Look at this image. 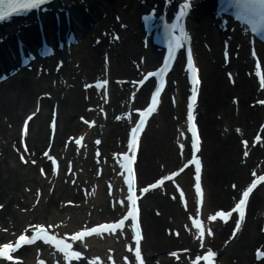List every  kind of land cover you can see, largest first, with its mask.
<instances>
[{"label": "bare ground", "instance_id": "bare-ground-1", "mask_svg": "<svg viewBox=\"0 0 264 264\" xmlns=\"http://www.w3.org/2000/svg\"><path fill=\"white\" fill-rule=\"evenodd\" d=\"M69 1V0H66ZM89 2V18L90 20H93V26H89L87 24V15L81 11L82 6L78 4H75L76 6L74 9L71 8L69 11L71 14L70 19V26L71 29L76 31L79 35V37L82 40V45H84V49L81 53H79V57L81 60V66H83L86 61L88 60L91 64L93 63V58L96 56L95 61L97 60L98 53L104 50L108 51V48L103 49L104 44H96L92 46L90 44V36L92 33L97 32V28H101L104 26H107L108 24H113L112 28H116L115 25H118L114 20V22H110L109 15H113L114 13H118L120 16V19L122 21L129 24L128 30L127 28L124 30H120V33H122L124 40L121 45V48L123 50L116 51L115 58H118L120 68H117L114 64V62H111L109 66V71L111 74L116 75L118 72H122V74H126V72L131 73L129 67V62L127 58L134 57L136 52L139 51V42L137 34L139 33V24L137 21V18L135 15L139 14L141 11L140 6L137 5L134 6L133 2L134 0H111L108 2V0H85ZM158 1V0H146L147 4H152V2ZM65 2V1H64ZM78 2V1H76ZM75 2V3H76ZM124 4V5H123ZM159 4V2H158ZM59 5V2L58 4ZM143 7H145L143 5ZM106 12V15L104 18L99 17V12ZM204 9L200 6H197L196 10L193 11L192 17L188 21V25L190 29H194V34H201L204 33L205 41L210 44L211 50L210 55H215L217 58V54L222 46V43L220 42L222 37L225 36L226 33H220L217 28L216 24H213V15L207 16L202 15ZM134 16H131L130 13H134ZM140 15V14H139ZM199 17V18H198ZM195 18L198 20L196 21ZM48 19V15L44 17V20L46 21ZM195 21H194V20ZM60 27L64 28V22L62 17H60ZM109 26V25H108ZM111 27V26H110ZM46 33H50V24H46ZM135 30V32H134ZM0 31H3L2 28H0ZM2 36V34H0ZM196 38L198 36H195ZM87 40V42H86ZM241 42L240 39L235 35L231 39L230 43V50L233 49L234 45L237 44V42ZM106 46V45H105ZM258 50L260 51L261 56L264 54V48L258 47ZM194 51L196 52V57L198 63L202 64V77H203V85L206 84V103H204L205 106V115L202 116L201 124H202V134L204 139V147L206 146L205 151V163L204 165H208L207 169V176L205 177L206 180V190L205 193V199H206V206H211L212 204H221V203H227L229 198L228 195L232 192L231 190L226 187V189H222L221 184L222 182L226 181L227 179H235L238 186L242 184L243 180L246 179V167H239L237 164V157H238V145H237V139L235 135L231 132L227 134L225 137H218V133L214 131L213 125H221V122L223 123H232L233 121H238L244 126L247 124V119L245 117H251L253 119V124L256 125L258 121V114L263 111L262 107L255 106L253 108H248L245 106V99L248 98V96L251 98L254 93V81L246 79L245 77L239 76L240 69L243 67V61L242 58H245L243 56V51L240 50L238 60H230V64L228 66L229 69H233L237 71V76L235 79V85L233 87L229 86L227 84L226 80H222L221 78V72L219 65L220 63L216 62L214 65L207 62L206 56L209 54L205 50H203L198 44L195 46ZM110 52V50L108 51ZM113 51L110 52V56L113 57L114 54H112ZM78 53V52H77ZM76 53V55H77ZM10 54H8L9 56ZM129 55V56H128ZM152 51L148 49L145 52L146 56V63H151L152 59ZM128 56V57H127ZM246 63V61H245ZM85 68V66H83ZM71 68H62L63 73L65 74V77L68 78V82L77 84V79L74 77L76 74L73 72L70 73ZM96 69V68H95ZM74 70V69H73ZM87 70V69H86ZM177 82L179 84V92L182 93L185 89V84L183 82V79L179 77V74H177ZM27 75L19 73L18 75H14L10 77L9 80L6 82H2L0 84V139L3 140H9L10 137L13 135L12 129H5L4 128V120H2V116H6L8 120L11 123H15L19 117V112L22 110H26L29 108L30 103L29 101H22L21 96L29 95L31 92H35L36 90H39L43 92V90L52 91L54 92L52 94V98L50 101L57 100L58 101V109L62 112V115L60 117L61 123L59 122L58 126V132L56 134V142H60V136L61 134H64L66 131L70 132L75 129L76 122H73L72 116L75 110H79L81 99H78V97L73 96L70 97V94L67 95L66 93L64 96L67 97H61V89L60 86L56 85L54 88L50 85L43 84L44 82L38 81L36 82L31 77H26ZM72 76V78H71ZM61 85V83H60ZM202 85V86H203ZM59 90V92H58ZM257 91V90H256ZM142 94V91L139 93V95ZM231 94L235 95L238 94V116L235 118L233 116L231 106L228 105V102L225 100L226 97ZM70 97V98H69ZM50 101H43L44 106L49 103ZM97 105V101L95 102ZM113 103V102H112ZM114 106V104H112ZM43 106V109H44ZM107 107V106H105ZM110 108L107 107V111H109ZM167 111L170 112L169 105H163L162 109L160 110V117H161V127L159 130V134L151 135L149 138H147L146 141V147L144 148L142 154V160L141 163L138 166V172L140 174V177H142L143 181H145V178L151 177V175H155L156 171H158V165L154 163L153 157L163 162L165 165H173L174 161H176V157L171 152V149L173 150V146L170 143V138L173 135V129L171 125H166V119L165 116L167 115ZM219 112L222 113V117L220 121L214 120L211 116L213 115V112ZM166 114V115H165ZM110 118V117H109ZM59 119V120H60ZM250 119V118H249ZM110 119H107L109 121ZM119 122V123H118ZM112 123V126L110 130L114 133H119L120 130L124 127L125 120H120ZM14 126V125H13ZM201 126V125H200ZM251 127V125H250ZM73 128V129H72ZM250 129V128H249ZM28 138L29 145L32 149L37 150V153L40 152L38 147L43 145V141L45 140V127H44V120L43 115L36 116L35 119L31 120V123L28 127ZM251 131V129H250ZM1 143V141H0ZM218 147L214 146L215 144H218ZM1 146V145H0ZM104 147L109 146V136L105 135V139L103 142ZM3 152L5 153L4 158L0 161V183H1V192H0V203H5L3 210L6 211V214L10 215L11 217H8V219H5V224L7 225H13V227H22L25 223H30L27 221L28 217H35L37 214H35L36 209L33 212H26L21 213L17 209H12L13 205L19 204L22 205L23 203L28 202L27 198L31 194V192H27L24 188L25 186H28L32 189V186L36 183L43 184L44 182L38 178L36 174L33 175V173L27 171H24L23 173H26L25 176L22 175L21 171L18 169V165L16 161L13 159L12 155L9 151L4 150V146L2 147ZM175 153V152H174ZM174 157V158H173ZM170 159H172L170 161ZM160 161L157 163L160 164ZM251 163V162H250ZM145 170L147 173H145ZM186 175H183L181 177L184 184L186 183ZM141 180V178H140ZM204 180V181H205ZM188 182V181H187ZM188 185V184H186ZM22 188L20 189V187ZM24 192V196H22V192ZM21 191V192H20ZM258 192V191H257ZM264 192V189H259V193L255 195V197L252 200V203H250V209H249V215L250 213L255 210L256 208L262 207L260 210L261 216H257L254 218L252 214L249 216L247 215L246 223L244 225V230L242 234L240 235V239L238 240V244L236 247H239L240 249L244 247V245H252V243H258L261 241L262 236L257 232L258 225L261 223V221L264 220V214L262 215V211H264V204H262L263 197L262 193ZM7 193H10V195H7ZM29 193V194H28ZM35 196V195H34ZM60 194L57 192H54L51 196H48L47 205L49 206L57 200ZM23 197L24 201H21L19 198ZM32 197V196H31ZM150 200H153L151 203ZM146 205L155 207L157 206L159 209L165 211V213H172V216H174V219H180L182 216L181 211L177 207H168L166 204V201L163 200V198H159L157 194H152L150 197H148V201ZM8 212V213H7ZM254 215V214H253ZM144 216L148 215L145 212ZM166 217V215H165ZM165 217L163 218H157L153 217V220L149 218L150 224H146L148 226L145 227L144 232L146 234L148 233L149 227L155 228L154 231H157V234L153 237V244H150L148 247L149 254L151 255L155 251H160L159 249H162V251H165L166 248H170L176 240L174 239H166L162 237L160 233H158L159 228H161V224L164 222L166 223ZM146 219V220H147ZM149 220H147L149 222ZM27 221V222H26ZM10 227V226H8ZM147 228V230H146ZM160 235V236H159ZM264 245V244H263ZM27 249H30L28 247ZM151 250V251H150ZM238 262L241 264H249L250 259L248 256H238ZM264 259L262 262L257 264H264ZM30 260L25 263L29 264ZM163 264H169L168 261L163 260Z\"/></svg>", "mask_w": 264, "mask_h": 264}, {"label": "snow or ice", "instance_id": "snow-or-ice-1", "mask_svg": "<svg viewBox=\"0 0 264 264\" xmlns=\"http://www.w3.org/2000/svg\"><path fill=\"white\" fill-rule=\"evenodd\" d=\"M44 0H0V19H4L6 16H8L11 12H16V11H21L29 8H34L38 7L41 3H43ZM236 6L241 9V11L249 16L250 22H252V17H257L259 22L261 24H264V0H235ZM188 0H184L183 7H189ZM181 14H183V8L181 10ZM147 20L148 17H145ZM180 17H177V21H179ZM177 25L173 24L172 27L175 28ZM253 30L255 31L256 28L254 26ZM182 34L187 38V34L183 33ZM173 35H175L173 33ZM176 43L179 45L180 43V37H176ZM172 58V51H171V46H170V51H169V56L165 60V68H167V61ZM188 67L192 71V97L191 101L194 102L197 96V85L199 84V78L196 74V68L195 65L193 64L192 60V55H191V50L189 49L188 52ZM164 69H161L163 71ZM149 76L152 75V73L148 74ZM260 75V86L264 87V73H259ZM99 83V82H98ZM104 84H107V81H103ZM139 83H144L143 80L139 81ZM160 92V88H157L155 93L152 94V102L151 104L148 105L146 109H143V112L145 115L150 114L154 109L156 104L158 103V94ZM260 103H264V101H260ZM192 103H189V110H188V120L191 125V130L193 133V139H192V147L194 150L199 148V137L197 134V129L195 124L193 123V116H192ZM139 111V110H138ZM31 117H29L30 119ZM83 119V117L81 118ZM145 123L144 116L141 117L139 123L134 127L131 132H132V138L129 141V146L130 148L135 151L136 147L138 146V137L137 133L138 131L142 128V126ZM24 132L25 134L27 133V123H25L24 127ZM256 140H260L261 137L259 135L256 136ZM80 141L77 140V143ZM99 142V141H98ZM243 143L245 145L248 144L247 140H244ZM181 148H183V145H181ZM19 151V150H18ZM25 151H27V145H25ZM247 155V152L244 153ZM47 155V153H45ZM125 160L127 163L124 164V166L127 168L128 171V176H127V183H128V192L130 195L128 196V201L131 202L130 207H128L127 215L122 217L119 220H116L111 223H106V224H97L94 227L91 228H83L80 231L72 233V240H77V239H82L85 235H90L92 233H102L104 231H116L118 228H123L125 220H127L129 217L132 220H137L138 218V206H137V198H136V193L134 190L133 182L135 179L134 175V168L132 167V163L135 161L136 157L134 155L129 156L127 153L124 154ZM20 160L24 161L25 163H28V161L25 159L24 155H20ZM31 163L35 164L36 161L32 160ZM188 164H194L195 165V176H196V184L195 188L198 194L201 196V203H202V187L200 183L201 179V162L198 156L193 155L192 159L188 161ZM40 171L43 173L44 169L41 168ZM177 173L173 172L171 173L172 176H175ZM169 179V177H162L161 179H158L155 181L153 184H148L142 192H147L149 189L154 188L158 185H161L164 180ZM261 181H264V175L258 176L256 179L252 180V182L248 185L247 188L242 190V193L240 195V198L238 201L235 203L233 209H229L228 211L225 210H219L216 211L213 215L208 217L210 220H216L218 217L227 221L229 217L232 215V212L235 211L239 214V219L236 221L235 228L233 230V235H235L236 231L239 230L241 226V222L243 221L245 217V209H246V204L249 198L250 193L252 190L257 186L258 183ZM233 187L235 188L236 185L233 184ZM121 204H125V201L121 200ZM127 206V205H126ZM0 207H3V205H0ZM195 226L199 230L201 240H203L204 234H205V228L203 226L202 221L196 220L195 221ZM49 227H55V225H50ZM136 228V234L134 236V239L136 241L135 244V260L137 264H145L144 259L142 257L141 253V248H140V240L142 238L141 230H140V225L139 223H136L134 225ZM28 229H32V234L29 235L27 234V230L22 231L15 239L14 242L8 241L4 243H0V258H3L6 261H17L20 258L13 253L15 252L16 249H19L21 245L23 244H32L35 240L38 238H42L46 242L51 243L54 245L60 252L64 253V258L66 260L71 261L73 258L79 259L82 257L84 254L81 251L74 250L72 247V244L65 238L61 236H57L54 233H50L47 231L45 228L44 224H37L35 226L29 224ZM208 234H212V229L208 228L207 229ZM67 234H65L66 236ZM176 235H179V232L176 233ZM203 247V244H201ZM87 247V245H85ZM111 251V250H110ZM172 256H176V252L170 253ZM256 255L258 258L264 259V250H260L259 248L256 250ZM217 256V253L213 251L211 248H209L204 254L203 257H197V260L203 259L206 261V264H215V257ZM111 259V257H109ZM127 259V257H125ZM100 257L97 256L94 258L93 264H95V261H99ZM39 264H44V261H39ZM195 264V262H194Z\"/></svg>", "mask_w": 264, "mask_h": 264}, {"label": "rangeland", "instance_id": "rangeland-1", "mask_svg": "<svg viewBox=\"0 0 264 264\" xmlns=\"http://www.w3.org/2000/svg\"><path fill=\"white\" fill-rule=\"evenodd\" d=\"M223 76V75H222ZM202 102H203V99H202ZM216 116V115H215ZM215 116H213V117H215ZM153 128L151 127V130H152ZM147 138V137H146ZM144 144H145V140H144Z\"/></svg>", "mask_w": 264, "mask_h": 264}]
</instances>
